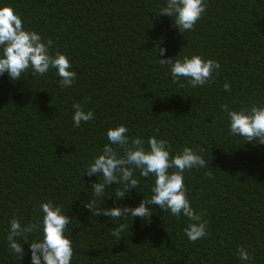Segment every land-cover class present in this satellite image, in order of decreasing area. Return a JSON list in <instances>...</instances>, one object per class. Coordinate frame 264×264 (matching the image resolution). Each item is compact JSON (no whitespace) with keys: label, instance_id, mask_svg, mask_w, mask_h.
<instances>
[{"label":"trees","instance_id":"obj_1","mask_svg":"<svg viewBox=\"0 0 264 264\" xmlns=\"http://www.w3.org/2000/svg\"><path fill=\"white\" fill-rule=\"evenodd\" d=\"M206 2L194 30L182 34L159 14L166 0H0L25 29L51 38L52 52L66 54L77 73L70 88L60 86L54 69L44 76L29 70L16 81L0 76V264H32L30 243L42 232L21 241L20 258L8 246L10 222L42 221L40 204L48 201L72 217L71 264H264V143L230 134L223 110L264 105V0ZM158 46L167 49L160 58L201 55L221 67L210 84L173 83ZM74 103L94 119L74 127ZM120 124L131 138L167 140L172 155L202 149L208 167L186 170L184 180L209 236L191 242L183 231L189 219L159 206H150V221L92 216L85 204L100 176L86 169L109 143L108 129ZM134 175L139 189L117 199L113 182L106 189L112 194L97 203L136 207L150 199L154 177ZM121 223L127 227L117 239L112 232ZM241 246L252 261L238 258Z\"/></svg>","mask_w":264,"mask_h":264},{"label":"clouds","instance_id":"obj_2","mask_svg":"<svg viewBox=\"0 0 264 264\" xmlns=\"http://www.w3.org/2000/svg\"><path fill=\"white\" fill-rule=\"evenodd\" d=\"M207 7L206 0H166V6L161 8L159 14L172 17L175 27L183 34L185 31L194 30ZM52 45L51 38L45 41L40 33L25 29L21 15L13 6H0V76L7 73L11 80L16 81L29 70L34 75L44 76L54 69L60 77V86L70 88L77 73L72 69L69 57L59 51L53 53ZM157 48L159 63L170 66L173 83L184 78L191 87L210 84L214 73L221 67L218 60L205 59L201 55L185 56L182 60L160 58L167 49L159 46ZM223 88L231 91L229 83H225ZM72 107L75 110L72 118L74 127L78 128L82 122L92 121L95 117L93 111H85L80 103H74ZM223 110L230 121V134L253 144L264 143V105L253 104L239 110H232L224 105ZM107 139L109 143L104 145L102 153L94 158L85 173L89 177L96 174L100 176L99 181L92 184L95 198L85 204L92 216L104 215L113 221L131 216L150 221L153 213L150 206H159L161 210H170L173 216L179 217L183 214L189 219L190 222L183 231L191 242L202 240L211 234L207 228L208 221L203 220L201 214L191 206L184 180L186 170L208 167L209 162L199 154L202 149L185 146L182 152L172 155L167 140L156 136L149 137L147 141L140 136L131 138L129 129L124 124L108 129ZM137 171L142 178L154 177L151 188L153 195L150 199L143 200L136 207L102 208L97 203L98 198L108 194L106 189L113 182L118 186L115 190L117 199L124 198L133 188L139 189L140 180L134 175ZM205 175L211 177L212 173L207 171ZM120 185H123V189ZM40 210L43 213L42 221L22 225L19 219L11 220L7 235L10 251L23 258L25 249L21 241H29L33 232H42L41 239L31 240L30 243L32 264H71L74 248L66 231L72 217L53 201L41 203ZM126 227L127 225L121 223L113 228V236L121 239V233ZM237 255L241 261L254 259L244 246L238 249Z\"/></svg>","mask_w":264,"mask_h":264}]
</instances>
